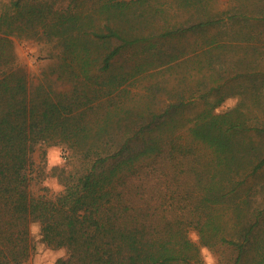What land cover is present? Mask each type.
Wrapping results in <instances>:
<instances>
[{"label": "trees", "instance_id": "obj_1", "mask_svg": "<svg viewBox=\"0 0 264 264\" xmlns=\"http://www.w3.org/2000/svg\"><path fill=\"white\" fill-rule=\"evenodd\" d=\"M213 2L1 1L0 264H264V0ZM13 35L54 62L32 75Z\"/></svg>", "mask_w": 264, "mask_h": 264}, {"label": "rangeland", "instance_id": "obj_2", "mask_svg": "<svg viewBox=\"0 0 264 264\" xmlns=\"http://www.w3.org/2000/svg\"><path fill=\"white\" fill-rule=\"evenodd\" d=\"M0 0V6H1ZM235 4V0H214L213 7L215 9H225L231 5ZM254 30V29H253ZM14 39V45L16 48V53L18 57V62L20 64L26 65L32 75L39 76V74L47 67L50 63L54 62V58H50L49 56L54 53V44L52 42L44 41V40H37L34 38H27L23 36L13 35ZM242 58L249 57V58H255L259 56V52L254 51L252 49H246V50H239ZM193 51H190L189 55H192ZM235 67H231L230 70L234 69ZM181 67L176 64V61L166 63L163 65H160L159 67L149 70L146 73H143L142 75L138 76V80L135 82V84L131 85V90L137 94V97L139 98L140 95L142 96L143 93H146L145 86L149 83L150 80L153 79V81L156 80H165V82L168 83V86L170 89L174 88L178 82L179 78L182 74ZM195 72V71H193ZM190 78H195L196 75L193 73H190ZM230 87V86H228ZM236 98H229L224 103L225 106H231L235 104ZM62 164L65 161V155L62 150V148H58L57 152L55 153ZM53 157V156H52ZM49 182L55 186L58 187L54 179H49ZM191 236L195 239H197L196 233L194 230H191ZM60 251H57L56 249H52L45 246H38L37 251L32 256V258L26 263V264H45L47 261H51L53 259H56ZM36 261V262H35Z\"/></svg>", "mask_w": 264, "mask_h": 264}, {"label": "clouds", "instance_id": "obj_3", "mask_svg": "<svg viewBox=\"0 0 264 264\" xmlns=\"http://www.w3.org/2000/svg\"><path fill=\"white\" fill-rule=\"evenodd\" d=\"M51 163L53 165L61 163V161L59 160V158H58V156L56 154L53 155ZM31 231H32V234L35 235V233L38 232V228L33 226ZM37 239H39V237H37ZM202 253L204 255L205 264H215V260H214L213 256L211 255V253L209 252V250L207 248L202 249ZM59 256L63 257L64 256V252L61 251L59 253ZM38 264H39V262H38Z\"/></svg>", "mask_w": 264, "mask_h": 264}, {"label": "crops", "instance_id": "obj_4", "mask_svg": "<svg viewBox=\"0 0 264 264\" xmlns=\"http://www.w3.org/2000/svg\"><path fill=\"white\" fill-rule=\"evenodd\" d=\"M40 246H45L44 244H39ZM55 260L56 259H53V260H49V261H47L45 264H55ZM36 262V261H35ZM35 264H38V263H35ZM43 264V263H42Z\"/></svg>", "mask_w": 264, "mask_h": 264}]
</instances>
